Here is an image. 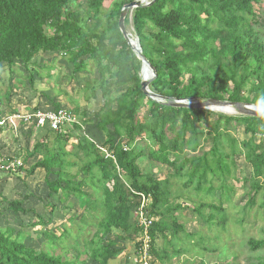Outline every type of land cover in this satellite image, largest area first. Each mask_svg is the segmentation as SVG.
I'll return each mask as SVG.
<instances>
[{"label":"trees","instance_id":"1","mask_svg":"<svg viewBox=\"0 0 264 264\" xmlns=\"http://www.w3.org/2000/svg\"><path fill=\"white\" fill-rule=\"evenodd\" d=\"M104 1L85 0L88 11L83 13L73 7L77 0H0V87L10 81L7 99L16 95L11 78L17 64L29 72V65L40 53L64 54L73 77L94 66L97 78L92 89H99L105 102L93 118L85 117L84 123L95 121L96 129L105 134L103 147L114 157L105 156L94 141L85 137L76 145L79 159L71 160L65 149L71 132L45 129L46 136L26 152L19 170L30 175L43 168L47 187L65 199L85 195L84 184L99 192L96 201L100 215L95 230L82 241V249L75 248L73 258L64 259L27 245L22 239L24 229L0 226V264H108L122 252L116 247L118 239L138 246L140 227L130 220L137 202L123 179L134 191L151 194V212L159 217L149 230L150 264L164 263L169 257L165 247L155 249L157 237L171 245L181 237L194 236L176 214L187 207L173 200L183 194L194 191L200 199L192 211L205 224L225 228L235 194L231 180L238 181L240 174L247 187L242 214L257 201L264 208V141L258 138L264 132V118L216 114L208 122L207 109L173 107L149 98L141 90V61L118 26L126 3L114 2L105 13L104 25L100 29L93 25V20L100 19ZM261 1L154 0L134 8V31L143 55L156 71L150 89L170 98H214L262 105L258 98L264 94V40L257 28L260 11L254 8ZM149 22L157 30L148 35ZM34 74L39 75L35 72L27 76L30 85ZM184 74L188 75L185 79ZM0 99L3 104L1 91ZM241 125L245 137L239 140L232 130ZM139 141L158 145V149L138 151ZM205 143L210 144L207 151L203 149ZM42 148L44 157L26 171L25 164ZM142 156L171 171L165 176L145 171L139 164ZM239 156L245 170L236 162ZM79 173L82 178L77 181ZM47 207L52 214L55 205L47 203ZM6 209L15 214L32 212L33 220L20 225L27 229L50 222L34 209L25 208L21 200H8L2 213ZM237 222L242 223L243 218ZM115 230L121 235L111 238ZM39 234L50 245L63 244L66 237L65 231L54 238L47 230ZM212 244L208 240L200 247L207 252L217 251ZM247 244L252 251L264 249V238H250ZM173 251L180 253L181 249L175 244ZM83 253L88 260L81 258ZM195 262L204 264L202 259ZM259 264H264V258Z\"/></svg>","mask_w":264,"mask_h":264},{"label":"rangeland","instance_id":"2","mask_svg":"<svg viewBox=\"0 0 264 264\" xmlns=\"http://www.w3.org/2000/svg\"><path fill=\"white\" fill-rule=\"evenodd\" d=\"M117 1H121L126 4L129 3L127 0H105L103 3L102 14L100 16V19L92 21L93 25L97 27V29H100L104 25L105 13L112 7L113 3ZM73 7L83 13L88 11L85 0H77ZM254 8L257 11H260V24L257 26V28L261 38L264 40V0H262L259 4H254ZM132 15L133 11L129 12L126 15L125 26L127 30L131 33L132 41L135 44H138V38L133 27ZM156 30L157 29L149 22L146 28V33L149 35L151 32H156ZM63 61H65L64 54H58L57 56H55V59L51 62L52 65L45 67V69L47 68L48 71L50 68H52V66L55 69L52 72L49 71V73L52 75L51 81L54 82L53 84L55 86L53 88L52 94L58 93L60 104L69 108L70 110H73L79 120L83 121V118L86 117V113L93 112L92 115H96V113L99 111L98 109L101 108L105 102L103 95L100 93H98L97 95L96 92H94V90L91 88V80L94 76H96V69L94 68V66L90 65L89 72L92 73H86V75L84 76V80L80 83H77L66 71ZM141 69L142 63L140 66L139 74L143 78H149L150 70L147 68H143L142 70ZM45 72L46 70L43 71V74ZM182 77L185 79L186 77H188V75L184 74ZM17 80L18 77L13 80L14 83L12 82V86L15 88L16 95L12 97L10 102L15 103V101H21L18 103H20V106L23 110H32V108L35 107L34 105L36 99L31 96L32 93L29 91L28 86L25 84L24 86H20L22 84V80H19L21 83ZM9 82L10 81L8 80L4 84V86L0 87V90L2 92L7 88ZM51 90L52 89H49L50 92ZM37 107L43 109H50L49 107ZM6 111H8L7 108ZM144 111L145 108H142L141 115L144 114ZM216 114L228 115L234 113L231 107H219L218 109L212 111L209 110V113H207L206 115V120L208 122H211L213 116H215ZM15 123H17V121ZM203 125L206 126V122H204ZM7 126L5 127V132L7 133H0V135L4 133V137L2 136V138L0 139V154L8 153L6 155L9 156L10 154H12L15 157H19L22 161V158H24V155H26V151L30 152V150H32L34 141L31 140L29 135H27L26 137L24 136V132L23 130H21L20 124L17 126L16 134ZM259 128L261 130V127ZM232 132H234L235 136L239 138L242 136L241 129H239L238 133L235 132L234 129L232 130ZM81 135H83V133L78 134L77 136H73L68 140V142L70 141V143L67 144L66 142L65 144V148L67 146L66 150L70 152L69 158L71 160L79 159L80 155L78 154L79 152L77 151L76 145L77 142L80 140ZM86 135L93 138V135L89 130H87ZM258 138H261V140L264 141V132L258 134ZM7 144L9 145V148L7 147ZM123 144H125V142H123ZM37 154L41 155V157H44V148H42L41 152ZM37 154L34 156L33 159L40 158V156H38ZM242 160V157H237L236 162H238L240 167L245 170L246 165ZM139 164L145 171H149L153 174V167L148 159L141 158L139 160ZM75 170L76 167H73L72 171ZM21 172L20 170H17V172L10 173L0 172V180H6L7 183H5L6 186L4 188L0 184V188L2 187L1 191L3 192H7L4 190H9V198L11 200H21L24 203L25 199L22 198L24 196V194L22 193L24 189V181H32V186H35V190H39L40 186H42V182H40V180L43 178L44 173L39 170V172L34 177H32L31 174L30 176L26 174L25 179L28 177V180L23 179L24 181H18V173ZM162 172L163 174H165V171ZM81 178L82 174L79 173L77 181H80ZM238 179L239 180L234 183L236 190L232 200L233 205H230L228 208L229 213L231 214L230 222L227 223L225 228L223 226H220V228H217L215 226L209 227L207 224L204 223L203 219L199 217L197 213L192 211L193 206L200 202V199L197 200L196 196L193 194L194 191H191L190 194H183V196H181L179 199L174 200V202L180 200L182 201L181 204H186L187 207H185L181 212L178 213L180 221L185 223L186 230L193 233L194 236L192 237V239L181 237L179 241H174L175 243H172L171 245L170 242H168L167 240H163L161 236L157 237L155 241V249L160 250L165 247V250L169 257L165 260L164 263L157 262L156 264H195V261H199L201 259L203 260L204 264L260 263V260L264 258V249L252 251L249 248L247 242L250 238H264V208H261L257 201V203L251 209H249L245 215L242 214L240 208L246 202L247 187H244L241 181L240 174L238 175ZM12 180H14L15 182H13ZM231 183H233V180H231ZM175 187L176 184L173 185V188ZM83 190L85 191V195L81 197H75L73 195L70 196V198L72 197L74 198V200L72 199V206H70L68 210H66L65 205H63L64 207H62V210H60L58 214L54 212L55 216L52 220V224L50 225L51 229L49 230V234L51 238H54L55 236H58L63 231H65L66 240L63 239V244L55 242L50 245L44 237H41L42 235L39 234V231L27 230V228L21 226V228L25 230L24 234L22 235L23 241H34V248L38 250H46L56 255H61L64 259L73 258L76 252L75 248L77 247L79 249H82V241L86 238H89L93 234L98 220V216L100 215V206H98V202L96 201V197H99L100 193L94 192L93 188H91L88 184L83 185ZM10 194H12L11 197ZM261 197L264 200V194ZM1 200L2 196L0 193V201ZM68 200L70 199L68 198ZM50 201L52 200L45 199L46 203L51 204ZM0 209L2 215L3 208ZM47 209L48 207L46 208V210ZM47 213L50 214L48 211ZM3 216L5 220L9 223V225L14 227L15 229L20 228L19 225L16 226L15 224H26L31 221V219H29L23 214L15 215L14 213H4ZM40 216L43 218V215ZM6 217H8V219ZM240 217L243 218L242 223L237 222V219H239ZM37 228V230L40 229V227ZM167 236L168 238H170L169 232L167 233ZM208 240L212 241V246H214L217 251L215 250L214 252H207L201 249L200 245L202 243L207 244ZM118 244L123 246L124 251L117 256L118 260L115 259L112 261V264H139L136 262V246L132 241L123 239L118 242ZM175 244L176 248L181 249L180 253H174L173 249L175 248ZM126 255L128 256L127 258ZM84 257L85 256L83 253L81 255V258ZM85 258L88 260L87 257Z\"/></svg>","mask_w":264,"mask_h":264},{"label":"crops","instance_id":"3","mask_svg":"<svg viewBox=\"0 0 264 264\" xmlns=\"http://www.w3.org/2000/svg\"><path fill=\"white\" fill-rule=\"evenodd\" d=\"M57 55L58 54H56V53H49V52L48 53H40L35 58V60H33V62L29 65V68H28L29 69V72H27L25 68L21 67L20 64H17V66H16L17 68H16V71H15V74L11 78L12 79V82L17 77H18V80L17 81L22 80V84L20 86H24V84L27 85L28 88H29V91L32 93L31 96H33L36 99L35 100L36 102H35V105H34L35 107L33 106L34 108H32V110H23L21 108V106H20V103H18V102H21V101H15V103H12V102H10L12 98L10 100L7 99V97H6V91H8L9 88H6L3 92L0 90L1 91V95H2L3 105L5 107V112L7 114H15V113L16 114H18V113H20V114H26V113H30L33 110L40 109L37 106H39V107H45V108L49 107L50 109H48V110H59L61 108H67V107L62 106L60 104V100H59V97H58L59 94L58 93L52 94L53 88L55 86L53 84L54 82L51 81L52 75L49 73V71L52 72L53 70H55L54 67L52 66V68H50L49 71H48L47 68L45 69L46 66L48 67V66L52 65L51 62L55 59V56H57ZM63 62H64V66H65L66 71L72 77V79L75 82H77V83H80L81 81L84 80V76L86 75V73H88V74L92 73V72H89L90 71V66H89L88 69H86V71L84 70L82 73L76 75V77H73V74L71 73V71H72L71 70V66L67 63L66 59ZM44 70H46V72L43 74V71ZM35 72L39 73V75L38 74H34V82H33V84L30 85L28 83V77L27 76L29 75V73H35ZM96 78H97L96 76H94L92 78V80H91V84H92L91 88L95 84ZM89 81H90V79H89ZM49 87H51V88H49ZM49 89H52L51 92L49 91ZM14 90H15V88H14ZM94 92H96L97 95H98V93L102 94L99 89H95ZM48 102H49V104H48ZM6 108H7L8 111H6ZM67 109H69V108H67ZM98 110H100V108ZM70 111H72L73 114L75 115V117L77 118V115L75 114V112L73 110H70ZM10 112H13V113H10ZM92 113H86V118L87 117L93 118V116L95 114L92 115ZM228 115H230V114H228ZM77 120L79 122V124H77L79 127L78 128H74L73 127V129H69L68 133L71 132L69 135H67L69 137V139L72 138L73 136H77L78 134L83 133V135H81L80 139L87 137L90 140L94 141L99 148L101 146H103V144L105 142V134L103 132L98 131L96 129V127H95V121H93L92 124H88L87 125V124L84 123L85 118H83V121L82 120H79L78 118H77ZM20 128H21V130H23L24 136L26 137L27 135H29L30 138H31V140L34 141V142L40 141V139H42L43 137H45L46 136V133H47L44 128L36 127L33 124H20ZM239 129H241V131H242V136L240 138L237 137V136L236 137L239 140H241V139H243L245 137L244 136L245 135L244 134V125L239 126L238 129L235 132L238 133L239 132ZM87 130H89L91 132V134L93 135V138L92 137H89L88 135H86ZM5 131L6 130L3 129L2 132H5ZM5 133H7V132H5ZM68 133H64V134H68ZM3 134L4 133H2V135H0V139L2 138V136L4 137ZM8 134H10V133H8ZM123 142H126V139ZM69 143H70V141L69 142L67 141V144H69ZM137 143L139 144L138 151L142 149L143 151L147 152L148 149H150V148L151 149H154V150H157L158 149V145L150 144V142H143L142 143V142L139 141ZM7 147L9 148V145ZM209 148H210V144L209 143H205L204 148H203L204 151H207ZM65 149H67V146H66ZM37 155L40 156V158L33 159L34 157H32L25 164V170L26 171L29 169V167L31 166V164L35 160L42 159L41 155H39V154H37ZM24 156H26V155H24ZM240 157L241 156H239V158ZM141 158L148 159L146 156H142ZM22 161H23V158H22ZM149 162H150V164H152L153 174L154 173H160V172L163 174L162 171H165V174H163L165 176L169 171H171L170 168L167 167V166H165V165L155 164L154 162L151 163L150 160H149ZM39 170H41L42 173H44L43 174V178L40 180V182H42L41 183L42 186L39 185L40 186V189L39 190H35V188H34L35 186H32V181H29L28 180V177L25 179L26 173L23 170H22V172L20 171L21 173H18V175L20 177V178L18 177V181L19 180H23V179L28 180V182L23 180L24 181V184H23L24 189H23V192L22 193L24 194V196L26 195V198L24 196L22 197V198L25 199V201L23 203V206L25 208L34 209L37 213H39L40 215H43V219L50 218V222L47 223V224H45L44 226L38 225V226H35V227L31 228V229H27V230L39 231L41 233L42 230H47V232H49V230L51 229L50 225L52 224V220H53V218L55 216L54 212H56L58 214V212L60 210H62V207H64L63 205H65V209L68 210V208L70 206H72V203L71 202L74 200V198H72V197L70 198L69 197L70 200H68V199L66 200L65 197L63 195H61V193L60 194L52 193L51 190H50V188H48L47 185H46V183H45V174H46V172H45V170L43 168H37L34 171V173L31 174V176L34 177L39 172ZM12 181L15 182L14 180H12ZM123 181L126 182L124 179H123ZM0 182H1L0 184L2 185L3 188L7 184L6 183V180H4V181L3 180H0ZM236 182L237 181H233V184L236 183ZM14 185H15V183H14ZM9 186H10V184H9ZM2 187L0 188V193H1L2 199L4 201H2V200L0 201V208H3L4 209L7 206V201L8 200H11V199L9 198V190L7 189V190H4V191H7V192H3V191H1L2 190ZM234 187H235V185H234ZM235 190H236V187H235ZM11 195L12 194H10V197H11ZM51 196H54V197H51ZM179 198L180 197L175 198V199H179ZM45 199L52 200V201H50L51 204L52 205H55V209H54V212L52 214H48L47 213V210L45 208V204H47V203L45 202ZM175 199H173V200H175ZM196 199L199 200V198L197 196H196ZM64 200H66V201H64ZM177 202L182 203V201H180V200L179 201L177 200ZM182 205H184V204H182ZM0 211H1V209H0ZM179 212H181V211H179ZM4 213H13V212L11 210H8V209H6L5 211H3L2 215H1V212H0V225H7V224L9 225V223L5 220V218L3 216ZM18 214H22V213H18ZM18 214H15V215H18ZM176 214H177V216H178V218L180 220L179 213L176 212ZM25 216H27L29 219L33 220V213L32 212H28ZM154 217H155V221H157V219L159 218L156 215H154ZM6 218L8 219V217H6ZM130 220H131L132 223L134 222V216L132 214V211L130 212ZM15 225L16 226L17 225L20 226L21 223L20 224H15ZM37 227H40V229L37 230L38 229ZM20 228H21V226H20ZM185 228H186V226H185ZM187 232H189V231H187ZM115 235H121V233L119 231L115 230L114 233H113V235H111L110 237L111 238H114ZM44 236H46V235L44 234ZM41 237H43V236H41ZM121 240H123V239H118L117 240L116 247L122 248V252H123L124 251L123 246L118 244V242H120ZM25 243L27 245H29V246H32V247H34V245H35L34 241H32V242L27 241ZM133 243L135 244V242H133ZM135 246H137V245L135 244ZM127 257L128 256L126 255V258ZM115 259H117V257L114 258V259H111L108 262V264H112V261L115 260ZM151 260H152V255H151Z\"/></svg>","mask_w":264,"mask_h":264},{"label":"built area","instance_id":"4","mask_svg":"<svg viewBox=\"0 0 264 264\" xmlns=\"http://www.w3.org/2000/svg\"><path fill=\"white\" fill-rule=\"evenodd\" d=\"M17 121V123H15ZM19 124H33L36 127L48 129L58 133H68L69 129H73L74 125L79 124L77 118L67 108L59 110L36 109L26 114H7L5 107L0 99V127L17 133ZM127 147L124 146V149ZM100 149L105 153V156L114 158L107 147L101 146ZM8 153L0 154V172H15L22 166V161L19 157ZM126 186L131 191L132 197L136 198V204L132 209L134 223L140 227L138 236V246L136 247V262L139 264H150L151 260V237L149 230L155 221V217L151 212L152 196L139 191H134L131 186L125 182Z\"/></svg>","mask_w":264,"mask_h":264},{"label":"water","instance_id":"5","mask_svg":"<svg viewBox=\"0 0 264 264\" xmlns=\"http://www.w3.org/2000/svg\"><path fill=\"white\" fill-rule=\"evenodd\" d=\"M154 0L148 1H141V0H132L131 2L125 4L121 8L118 26L119 29L124 36L127 43L131 46L132 50L135 52L137 58L142 63V69L147 68L150 70L149 78H143L140 75L141 79V90L142 92L147 95L149 98L156 100L160 103L173 106V107H188V108H202L207 110H215L219 107H231L233 109L234 114L230 115H241V116H254L258 118H264V106L252 104V103H245V102H237V101H229V100H218L214 98H209L205 100H187V99H177V98H170L166 96H162L153 92L150 89V83L153 77L156 75L155 68L151 65L148 59L143 55L141 47L139 45V41L137 46H132V39L131 33L127 30L125 26V17L126 15L131 12L134 8H137L142 5H150ZM141 69V70H142Z\"/></svg>","mask_w":264,"mask_h":264},{"label":"clouds","instance_id":"6","mask_svg":"<svg viewBox=\"0 0 264 264\" xmlns=\"http://www.w3.org/2000/svg\"><path fill=\"white\" fill-rule=\"evenodd\" d=\"M258 103L264 105V94L258 98Z\"/></svg>","mask_w":264,"mask_h":264},{"label":"bare ground","instance_id":"7","mask_svg":"<svg viewBox=\"0 0 264 264\" xmlns=\"http://www.w3.org/2000/svg\"><path fill=\"white\" fill-rule=\"evenodd\" d=\"M132 46H133V47L137 46V43L135 44V43L132 41ZM223 108H228V106H225V107H223Z\"/></svg>","mask_w":264,"mask_h":264}]
</instances>
